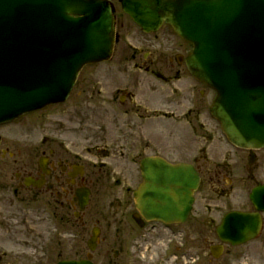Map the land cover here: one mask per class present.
I'll return each mask as SVG.
<instances>
[{"label": "flooded vegetation", "instance_id": "flooded-vegetation-1", "mask_svg": "<svg viewBox=\"0 0 264 264\" xmlns=\"http://www.w3.org/2000/svg\"><path fill=\"white\" fill-rule=\"evenodd\" d=\"M107 1L114 8L119 42L125 25L118 14L124 16L123 11L119 0H116L117 3L115 0ZM161 29L169 30V27L163 25ZM129 50L131 54L120 59L124 63H131L132 72L138 77L128 78L125 88H116L112 92L109 100L115 103L111 111L102 112L100 108L91 110L90 120H105L106 123L97 128L93 125L92 134L83 135L81 144L58 139L52 129L51 116L43 115L41 135L33 132L31 123L34 121L29 119V129L35 136L31 134L28 145L14 146L12 152L8 149L4 154L0 152V157H10L13 164L9 167L7 182H2L0 175V201H5L3 197L8 196L12 202L36 207L40 214L34 228L20 231L0 229V264H47L49 247L59 248L62 243L63 224L71 226L72 230L74 228L77 235L82 232L88 233L89 237L91 230L98 227L100 235L97 247L105 242L101 238L104 228L113 229L117 236L135 239L143 237L144 231L150 234V230L153 231L155 225L161 223L146 222L135 210L133 200V192L144 183L140 163L147 157L162 158L173 164H191L199 175V188L207 183V192L217 196V199H210L209 195H204L197 210V194L200 191L195 193L193 209L183 223L189 224V229L181 232L178 245L187 244L194 238L211 260V248L222 246L226 255L234 250L229 244L221 243L216 229L223 216L230 211L255 212L248 195L253 187L263 182L259 178L264 176V168L256 170V167L264 163V157L256 153L253 165H240L248 153L230 146L218 124L209 118V101L214 96L208 87L189 75L185 65L190 53L187 44L179 41L172 45L171 50L176 52L168 55V58L163 57L159 50L144 55L136 47ZM72 107V111H77L76 104ZM58 121L62 124L58 125L57 131L63 127L70 129L69 138L79 134L82 121L78 117L65 116ZM95 139L98 144H95ZM217 143H223L228 150L224 153ZM179 156L185 159L176 161ZM110 161L111 168H105ZM239 174L252 183L247 193L241 189L245 180L239 178ZM234 175H238L236 188L231 185ZM98 185L111 190L106 206L109 209V215L106 214L108 220L89 209L93 190ZM231 187L238 189L235 197L243 203L237 208L227 209L224 201L233 191ZM83 198H86V204L81 210ZM260 214L262 234L264 213ZM96 216L99 218L95 219ZM93 218L94 223L89 229ZM38 226L39 229H36ZM40 227L45 229L41 230ZM77 246L76 242L73 249L77 250ZM140 249L143 248L140 246ZM139 253L142 254V251ZM167 253L162 252L165 257ZM118 255L117 251L114 256Z\"/></svg>", "mask_w": 264, "mask_h": 264}, {"label": "water", "instance_id": "water-1", "mask_svg": "<svg viewBox=\"0 0 264 264\" xmlns=\"http://www.w3.org/2000/svg\"><path fill=\"white\" fill-rule=\"evenodd\" d=\"M121 2L143 32L166 23L192 46L187 69L215 90L210 114L227 140L251 153L263 149L264 0ZM115 42L114 16L101 0H0V125L64 102L79 70L109 60ZM142 171L145 183L133 196L143 218L183 222L199 183L193 167L146 159ZM250 200L264 211V186ZM259 227L258 214L230 213L217 232L221 240L240 245L254 239ZM96 237L94 230L90 250ZM219 255L220 250L214 256ZM90 260L87 255L58 264Z\"/></svg>", "mask_w": 264, "mask_h": 264}, {"label": "rangeland", "instance_id": "rangeland-1", "mask_svg": "<svg viewBox=\"0 0 264 264\" xmlns=\"http://www.w3.org/2000/svg\"><path fill=\"white\" fill-rule=\"evenodd\" d=\"M115 2L117 3L116 0ZM118 15L119 20L123 22L125 26L120 33L121 36L119 42L115 45V50L111 60L109 62L100 63L97 65L85 66L78 76V82L72 91L70 99L66 103L56 106H50L29 116H23L15 123L9 124L5 127H1V152L5 151V149H8L9 152H12L14 150V146H27L31 139V134L34 135L35 133L37 135H41L42 130L40 127V123L43 115L45 117H47V115L51 116L50 118L53 125L52 129L58 139L73 140L76 143L81 144L83 135H85L86 133H88V135L92 134V131L94 130L93 125H95L97 128L99 125L106 123L105 120H98L96 122H94L92 119L90 120L89 116L91 114V110L94 108H100L102 112H108L115 103L109 100L112 92L116 88H125L128 78L131 79L135 76L138 77V74H134L132 72L131 63H124L122 62L123 59H120V57L128 56V54H131V51L129 50L130 47L141 49L140 54L142 55L147 54V52H151L153 50H159V53L163 54V57L165 58H168V55L176 52L175 50H171V46L179 41L178 38L174 36V34H172V32L170 34L168 30L161 29L153 35H144L136 27L130 24L125 16H122L120 14ZM158 45L160 46L158 47ZM128 84L129 82L127 83V86ZM73 104H76L77 111H72ZM65 116H76L78 117V120L80 119L82 121L81 127L79 128V134H76L73 137L69 138L67 136L71 133L70 129H66L63 127L64 129L62 128L61 130L57 131V129L59 128L58 125L62 124L58 120L64 119ZM109 118L110 117H108V119ZM29 119L34 121L33 123H31V125L33 124L32 128L34 133H31V130L29 129ZM209 125L212 124L209 123ZM95 144H98V141L96 139ZM217 145L218 147L220 145L219 148L222 149L224 153L228 150L223 143H217ZM257 154H260L261 157H264V151H259ZM181 159H185L184 156L177 157L176 161ZM110 163L111 161L105 168L110 169ZM12 165V159L10 157H0V175L3 177V179L1 180L2 182H7L6 177H8L9 167H11ZM240 165L247 166L246 155L244 156V159ZM260 168H262L263 170L264 163L259 167H256V170ZM244 177L245 176H243L242 174H239V178H243L245 180V182L243 183V188L241 189L242 191L247 192L252 186V183ZM231 180V185L235 188L238 181V175H234ZM259 180L263 181L264 176L259 178ZM221 186H223V184H221ZM110 191L111 190L109 188L98 185L93 190L89 206V209L92 213H96L101 217H105L107 220L109 217V209L106 206L107 199L111 193ZM198 191H200V193L197 194V210L200 209V203L202 202V199H204V195H209L210 199L215 197V199H217L216 195H210L207 192L209 191V185L207 183L203 184ZM237 191L238 189H233V191L230 192L228 200L224 201L227 209L237 208L243 203L240 202L241 199L235 197V195H237ZM3 198H5V201H0L1 230L14 229L20 231L24 229H31V227L34 228L36 222H39L40 214L35 210L36 207L34 208L31 205L26 206L25 204L19 202H12V200H10L8 196H5ZM222 203L223 202L219 204ZM96 218H99V216H96L95 219ZM93 223L94 218L89 223V229L92 227ZM24 224H26V226H24ZM49 226L50 223H48V227ZM36 229H39V226ZM40 229L43 230L45 229V227H40ZM188 229L189 224L187 223L179 226H174L171 229L164 228L161 225H155L153 231L150 230V234L144 231L143 237L135 239L132 237L128 238L127 236H117V234L114 233L113 229L108 230V228H104L101 234V238L105 239V242L100 243V245L93 253V263L109 264L111 262L110 264H264V232L254 241L241 247L235 248L231 253L223 255L218 261H214L209 259V254L204 252L203 247H201L200 244H198L194 240V238L192 239V241L188 239L189 241L187 242V244L177 245V241L181 237L180 235L183 233V231H186ZM61 230H63V234L60 238L62 243L59 248L51 249L49 247L47 264H53L56 261L65 259H82L88 252L86 246V242L89 237L88 233L81 232L77 235V233L74 232V228L72 230L71 226L64 224L61 227ZM73 232L75 233L74 235ZM48 239L50 246V237ZM186 241L187 239L185 240V242ZM76 242L78 243V246L77 250H74L73 246ZM140 246L143 249H140ZM179 246L181 248L176 249ZM166 247H168L169 249L168 252L174 253L172 254V256H170L169 254H166V257L163 256L162 252ZM182 250L185 251V253ZM115 251L119 252L118 256H114ZM139 251H142V254H140ZM157 252L159 253L155 254ZM182 256L183 258H180ZM194 261L195 263H193Z\"/></svg>", "mask_w": 264, "mask_h": 264}]
</instances>
